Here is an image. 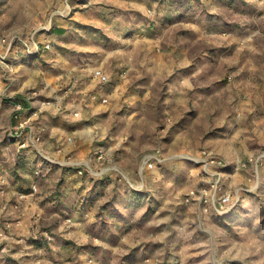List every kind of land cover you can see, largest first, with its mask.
<instances>
[{
    "label": "rangeland",
    "instance_id": "1",
    "mask_svg": "<svg viewBox=\"0 0 264 264\" xmlns=\"http://www.w3.org/2000/svg\"><path fill=\"white\" fill-rule=\"evenodd\" d=\"M0 81L20 264H264V0H0Z\"/></svg>",
    "mask_w": 264,
    "mask_h": 264
},
{
    "label": "crops",
    "instance_id": "2",
    "mask_svg": "<svg viewBox=\"0 0 264 264\" xmlns=\"http://www.w3.org/2000/svg\"><path fill=\"white\" fill-rule=\"evenodd\" d=\"M55 31L59 30L60 28L59 27H54L53 28ZM69 53L66 54L67 58L65 60V63L60 65L59 67H57V73H66L68 72L70 75H73V70H77L78 69V57L80 56H88L89 52L87 51H83V50H78V49H75V50H67ZM11 57V59H10ZM22 58V59H21ZM9 59L11 62H19V63H27V61H25L23 59V55H14L12 53L9 54ZM83 60V59H82ZM65 66V67H64ZM62 67H64V69H62ZM61 68V69H60ZM0 84L2 85V81H0ZM55 85V81L50 83V82H43L41 83L39 86L41 88H45L46 86L48 87L49 85ZM0 85V86H1ZM79 89H75L74 91H72V94L71 96L72 97H78V96H83L84 94V91H82V89L80 88H84L83 86L82 87H79L77 86ZM16 88L17 86H13V87H8V90L9 92H14L16 91ZM86 90V89H85ZM77 91H80L79 95ZM17 95V93L15 94ZM11 99L9 100V103L13 106V99H16L14 96H11L10 97ZM89 101H94V100H89ZM25 109V108H24ZM24 109H21V110H24ZM13 116L15 118H17L16 121H19L22 118H24L25 116V112L21 111L19 112V114L15 115V112L13 114ZM15 121V122H16ZM18 123V122H17ZM16 125V124H14ZM38 153L39 154H42V150L41 149H37ZM43 155V154H42ZM54 156V154L51 153H48L47 157H49V159H51L52 157ZM5 182V181H4ZM88 216H90V212L88 211L87 212ZM12 217V216H11ZM12 220V224L7 228V233H6V237L2 240L3 242L0 243V247H1V251L0 252V264H20L21 263V260H23V258H25V254H21L19 253V255H17L18 253L17 252H22L23 250V246H25V244L23 243L24 241H15L16 238H21V235L20 233L22 234L23 232H25L26 228H25V225L19 221V224L17 223H14L13 222V218H9V220ZM113 227V231H117L121 228V225H119V223H116L114 222L113 225H111ZM111 228V227H110ZM110 228H107L105 229L104 231H111ZM50 242H53L55 243V241H50ZM26 246H27V249H31V250H34L35 247H33V244L31 242H27L26 243ZM31 256V255H30Z\"/></svg>",
    "mask_w": 264,
    "mask_h": 264
},
{
    "label": "built area",
    "instance_id": "3",
    "mask_svg": "<svg viewBox=\"0 0 264 264\" xmlns=\"http://www.w3.org/2000/svg\"><path fill=\"white\" fill-rule=\"evenodd\" d=\"M38 50V49H37ZM37 50L35 52H37ZM93 75L98 79V81L100 82H106L108 77L105 73H103L100 69H95L94 72H93ZM13 106L14 108L16 109L15 111L19 110L22 108L21 104L20 103H13ZM17 113L15 112V115ZM26 120H20L18 121V123L16 125H14L12 128H11V131H10V136L13 137V138H16V140L18 139V142L21 141V144H19L20 146H24L25 144V138H24V131H25V128L26 125ZM31 127L29 126V130L31 131ZM101 155H99L100 157ZM149 165H151V161L148 163ZM80 171V170H79ZM238 199V197H230L229 194H222L220 197H219V200L217 202L218 205H215L214 206V209L216 211H219V212H224L226 211L228 208H226V205L227 204H230V202L234 203L236 202ZM231 203V204H232Z\"/></svg>",
    "mask_w": 264,
    "mask_h": 264
},
{
    "label": "trees",
    "instance_id": "4",
    "mask_svg": "<svg viewBox=\"0 0 264 264\" xmlns=\"http://www.w3.org/2000/svg\"><path fill=\"white\" fill-rule=\"evenodd\" d=\"M22 100V101H21ZM13 101V103H20L21 104V106L23 107V108H25V106H26V103H25V101H24V99H13L12 100ZM236 204V203H235ZM234 204V205H235ZM215 210V209H214ZM231 209H228V210H226V211H224V212H221V213H218L219 214V216H224V215H227L228 213H230L229 211H230ZM216 211V210H215ZM216 213H217V211H216Z\"/></svg>",
    "mask_w": 264,
    "mask_h": 264
}]
</instances>
